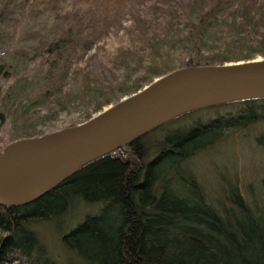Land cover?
I'll list each match as a JSON object with an SVG mask.
<instances>
[{
	"label": "trees",
	"instance_id": "16d2710c",
	"mask_svg": "<svg viewBox=\"0 0 264 264\" xmlns=\"http://www.w3.org/2000/svg\"><path fill=\"white\" fill-rule=\"evenodd\" d=\"M119 27L105 81L83 59ZM255 55L264 0H0V150L72 127L172 70ZM254 124L264 98L192 109L27 204H0V264H264V191L258 204L230 186L212 202L185 166Z\"/></svg>",
	"mask_w": 264,
	"mask_h": 264
},
{
	"label": "water",
	"instance_id": "95a60500",
	"mask_svg": "<svg viewBox=\"0 0 264 264\" xmlns=\"http://www.w3.org/2000/svg\"><path fill=\"white\" fill-rule=\"evenodd\" d=\"M264 98V56L175 69L76 125L0 150V204H27L82 165L168 119L203 106Z\"/></svg>",
	"mask_w": 264,
	"mask_h": 264
},
{
	"label": "rangeland",
	"instance_id": "374dc122",
	"mask_svg": "<svg viewBox=\"0 0 264 264\" xmlns=\"http://www.w3.org/2000/svg\"><path fill=\"white\" fill-rule=\"evenodd\" d=\"M124 23L125 21L121 25L125 26ZM124 37L122 27L115 34L109 33L87 53L83 64L98 78L108 81L111 73L107 55H112ZM258 56L260 55L253 58ZM65 116L61 113L54 120L57 126L66 122L68 116ZM4 133L3 131L2 134ZM189 158L185 166L212 202L220 199L221 192L226 187L239 186L246 198L253 197L259 204L264 191V124L228 130L219 141ZM73 215L74 213L68 215L69 221H73ZM45 234L56 255L68 256L53 231L49 232L47 229Z\"/></svg>",
	"mask_w": 264,
	"mask_h": 264
}]
</instances>
